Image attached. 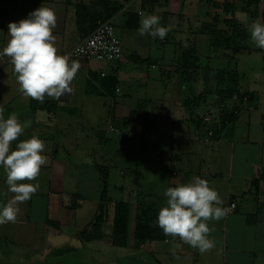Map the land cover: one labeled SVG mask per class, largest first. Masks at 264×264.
I'll return each mask as SVG.
<instances>
[{
	"label": "crops",
	"instance_id": "obj_1",
	"mask_svg": "<svg viewBox=\"0 0 264 264\" xmlns=\"http://www.w3.org/2000/svg\"><path fill=\"white\" fill-rule=\"evenodd\" d=\"M127 1L124 8L119 0H0V50L10 39L7 32L10 21H19L40 6H49L55 10L57 20L53 30L55 44L63 54L85 35L78 28L75 10L76 4H84L92 5L101 16L115 9L108 20L123 36L133 38V53L127 56L140 63L136 59L143 58L137 49L147 39L146 35H139L138 28L144 15L154 11L142 6L144 0ZM234 1H223L222 4L234 6L232 12H225L221 5L224 16L213 10L205 17L192 14L194 22L190 30H182L183 14L168 16L165 21L160 16V23L170 27L167 37L175 33L178 38L175 42L180 44L183 36V46L195 48L196 66L208 65L213 69L206 84L199 69H196V78L186 82L173 73L176 75L172 74L171 85H166L161 95L146 97L142 108L131 93H122L124 83L131 86L143 80V76L129 75L131 70L143 72L138 64H129L123 51L122 57L111 63L73 59L81 67L72 81V93L59 99L45 97L43 103L19 90L10 58L0 57L3 115L15 113L22 122L30 121L19 139L40 137L47 156L39 176L25 181L38 183V190L19 204L15 221L0 224V264H264V102L258 100L253 86L258 77L243 74L253 88L242 89L238 83L236 86L240 91L252 92V99L245 97L239 101L232 97L219 102L223 117L215 136L203 143L195 138L203 133L201 116L215 108L211 107V101L220 93L216 86L214 91L207 84L214 69L225 67H214L211 63L222 59L233 62L234 69L230 71L237 75L234 80L241 79L236 69L239 52L212 51L207 36L199 33L200 26L211 21L214 14L219 17L218 23L223 18L236 19L249 39L252 21H262L264 2L241 9ZM131 14L136 15V27L127 24L134 23ZM117 36L122 45L121 36ZM148 39L149 52L152 50L162 61L163 45L168 44V39L151 36ZM251 52H246L247 59ZM173 54L176 56V50ZM164 75L171 76L167 71ZM202 92H205V101L199 105L184 104ZM204 105L207 108L204 113H197ZM131 112L134 116L128 119ZM99 165L108 167L109 200L98 238L92 237L97 232H93L91 225L101 190ZM116 168L119 173L115 172ZM195 176L206 178L218 190L223 206L228 209L225 217L209 222L215 247L201 253L179 237L165 235L164 239L154 242L151 251L134 248L137 200L141 196L149 197L166 205V189L188 183ZM5 180L6 173L0 167V204L14 195L8 191ZM116 201L130 206L127 242L123 246L113 245L109 239ZM231 202L235 207L229 206ZM84 231L89 232L87 237Z\"/></svg>",
	"mask_w": 264,
	"mask_h": 264
},
{
	"label": "clouds",
	"instance_id": "obj_2",
	"mask_svg": "<svg viewBox=\"0 0 264 264\" xmlns=\"http://www.w3.org/2000/svg\"><path fill=\"white\" fill-rule=\"evenodd\" d=\"M160 21L158 14L145 15L138 28L139 35L163 40L170 27ZM56 22L55 10L49 6H40L19 21H10L7 26L10 39L0 50V57L10 58L19 90L41 103L45 97L59 99L72 93V81L81 67L56 47L53 34ZM249 33L256 46L264 49V21H252ZM29 126L30 121L22 122L15 113L5 117L0 108V167L6 173L8 191L14 194L0 204V224L15 221L19 204L30 199L39 188L38 183L25 181L35 180L47 163L45 143L40 137L19 139ZM165 195L167 204L161 207L156 219L164 234L179 237L201 253L214 248L215 240L210 236L213 227L209 222L228 213L218 190L206 178L195 176L188 183L169 186Z\"/></svg>",
	"mask_w": 264,
	"mask_h": 264
},
{
	"label": "trees",
	"instance_id": "obj_3",
	"mask_svg": "<svg viewBox=\"0 0 264 264\" xmlns=\"http://www.w3.org/2000/svg\"><path fill=\"white\" fill-rule=\"evenodd\" d=\"M157 0H144L142 6L151 7L156 4ZM248 6L258 4L259 0H245ZM217 5V4H215ZM222 9L225 12H232L234 6L230 3L222 4ZM77 15V25L79 30L86 34L92 31L99 23L107 21L109 17L115 12L110 10L106 15L101 16L95 13L92 5L76 4L75 6ZM134 23H127L129 27L137 26L136 15ZM218 15L214 14L211 21L203 23L199 28V33L206 35L208 38V45L212 51L230 50L233 53L249 52L250 48L247 44L246 32L242 29V25L236 19H221L223 26L218 24ZM262 20L264 21V9L262 11ZM91 24V25H90ZM195 48L192 46H184L180 49L177 57L176 72L183 81L194 80L197 76L196 69L201 70L202 79L206 84L210 71L213 69L208 65L196 66L194 59ZM137 62H144L146 59L137 58ZM216 73V88L221 92V100L231 99L234 95L239 101L245 97L252 99V92H243L236 86L237 81L229 77L230 70L227 69H214ZM112 80H109L111 82ZM108 82V83H109ZM232 83V86L229 84ZM109 85V84H108ZM205 101V92H202L192 98L184 101V104L199 105ZM217 107H221L218 104ZM128 116L131 119L134 114ZM117 131V130H116ZM99 179L101 181V190L97 202V213L91 225L93 232L92 237L95 235L100 237V228L104 218L105 208L108 202L107 187H108V167L99 165L97 167ZM165 206L162 203L156 202L151 198L141 196L135 204V213L133 221V246L136 249L151 251L153 244L156 240L164 239L165 234L163 230L156 223L157 215L161 207ZM130 206L127 202L116 201L113 205V222L112 231L110 234V242L113 245L123 246L127 242V229L129 221ZM84 236H88L89 232L84 231Z\"/></svg>",
	"mask_w": 264,
	"mask_h": 264
},
{
	"label": "rangeland",
	"instance_id": "obj_4",
	"mask_svg": "<svg viewBox=\"0 0 264 264\" xmlns=\"http://www.w3.org/2000/svg\"><path fill=\"white\" fill-rule=\"evenodd\" d=\"M223 1L224 0H157L156 4H153L150 7V9L147 11H154L153 12L154 14L158 13L159 16H162L164 21L168 16H172V15L178 16V14L179 15L183 14L185 17L181 21L183 26L182 30L184 29L190 30L194 22L192 14L194 15L198 14L199 17L202 16L205 17L206 14H210V12L213 10V12L220 13V16H224L225 13L221 9V5ZM235 1H237V4L241 9L245 8V6L249 7L246 4L245 0H235ZM213 3H217L219 8L217 6H213ZM207 17L210 18L211 15H208ZM218 24L220 26H223L222 22ZM114 31L116 35L118 34L121 36L122 51L124 58L128 59V62L131 65L138 64V67L140 68L141 72H143V74H141L132 70L129 71L128 72L129 75H134L133 77L139 76L141 78L143 76V80L142 81L138 80L136 82H133L131 86H127V84L124 83L123 86H121L122 93H131L132 99L134 101H140V106L142 108L143 107L142 101L146 97L157 96L159 94L161 95L164 89L166 88L165 86L171 85L170 83L172 82L173 75H176L173 73H177L175 70L176 57H178L180 49L184 47L183 45L185 41L183 40V36H181L182 42L180 44H177L175 42V39L178 41V38L175 35V33H173L174 35L170 37L166 36V38L168 39V44L163 45L164 58L161 61L159 58L155 57L152 54V50L151 52H149L151 45L148 39L149 36L146 35L147 45L144 44L141 48H138L137 54L143 59L147 58V61L136 63L130 60V58L127 56V54L131 55L133 53V50H131L132 49L131 44H133V38H128L127 36H123V34L120 32L121 30L118 29L117 26H115ZM177 32L179 34L180 30ZM247 44L250 50L252 51L251 57L247 59L246 55L248 53L243 51L238 53L240 59H238L239 66L236 69L239 71L241 79L238 80L237 83L240 85L242 89H252L254 86L256 89V94L258 96V100L260 102L262 101L263 103L264 102V57H263L264 49H261L258 46H256V44L252 41L250 36L249 39H247ZM160 48L161 47H159L158 49ZM174 50H176V56H174L173 54ZM151 63H155V66L152 67ZM211 64L214 67H225V69L228 70L234 69L233 68L234 63L231 62L230 64L229 62H227V60L224 59L213 61ZM166 71L167 73H170L171 76L164 75ZM231 72L232 73H230L229 77L234 79L237 75L235 71L232 70ZM243 74H245L246 76H254V77L256 76L258 77L257 81L253 84V86H251V84H249V81L246 79V76H244ZM229 85L232 86V83H230ZM215 86H216V73L214 71L213 73H211V78L209 80V83L207 84V88L211 87L212 90L215 91L216 90ZM221 98L222 96L220 92L218 97L211 101V104H213L211 107H215L214 109H210L212 111V115L215 113L216 110L219 111V107H217L218 106L217 104H220L219 102L224 101L221 100ZM235 102H237V100H235ZM225 104L226 103H224L223 105L225 106ZM226 107L232 108V106H226ZM206 109H207L206 105L201 106V108L198 109L197 113L199 114L204 113ZM116 170L117 171L115 172L119 173V170L117 168Z\"/></svg>",
	"mask_w": 264,
	"mask_h": 264
},
{
	"label": "built area",
	"instance_id": "obj_5",
	"mask_svg": "<svg viewBox=\"0 0 264 264\" xmlns=\"http://www.w3.org/2000/svg\"><path fill=\"white\" fill-rule=\"evenodd\" d=\"M119 1L124 8L127 7V0ZM263 2L264 0H259V3ZM137 13L140 14L141 10H138ZM63 54L69 55L71 60L75 58H88L99 62L111 63L122 57V45L120 38L114 32L113 24L110 20H107L99 23L92 31L84 35L77 45ZM101 75H104V73H101ZM233 98L236 99V95ZM222 117L217 110L213 115L211 110L202 115L200 128L203 130V133L196 135L197 142L203 143L212 139L215 136L216 130L221 126ZM109 129L116 131V128L109 127ZM229 206L233 208L235 207V203L231 202Z\"/></svg>",
	"mask_w": 264,
	"mask_h": 264
}]
</instances>
